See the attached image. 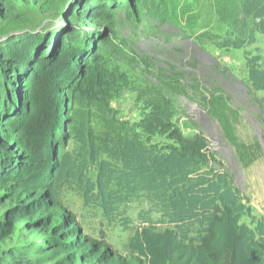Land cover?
Instances as JSON below:
<instances>
[{
    "label": "trees",
    "instance_id": "obj_1",
    "mask_svg": "<svg viewBox=\"0 0 264 264\" xmlns=\"http://www.w3.org/2000/svg\"><path fill=\"white\" fill-rule=\"evenodd\" d=\"M262 2L252 0L254 6ZM46 3L0 0V22L11 27L24 17L25 7ZM134 4L76 0L70 18L113 21L119 7L135 12ZM258 13L264 19V5ZM60 31L10 34L0 41V243L15 239L21 243L7 254L18 260L12 264L34 262L23 257L36 243L25 245L24 240L36 235L43 240L38 248L65 255L57 264H114L116 253L110 244L86 234L76 212L68 209V193L76 194L84 210L107 225L131 227L128 212L140 207L143 223L153 230L170 228L177 235L187 251L186 264H224L222 228L246 218L255 225V244L264 255V218L253 215L248 198L216 167L206 138L186 137L174 126V106L163 86L142 73L135 88L121 68L106 65L102 70L98 64L106 50H100L101 34L82 33L75 25L58 35ZM221 41L224 48H245L228 30ZM245 59L253 88L264 92L262 56L245 51ZM121 87L138 93L139 100L152 108L134 135L120 132L113 110L102 112L106 131H100L67 118L55 101L66 95L73 103L81 92L92 104ZM224 101L216 100L220 108L215 115L229 129ZM159 131L169 132L168 138L178 145L158 147L152 138L142 136Z\"/></svg>",
    "mask_w": 264,
    "mask_h": 264
},
{
    "label": "rangeland",
    "instance_id": "obj_2",
    "mask_svg": "<svg viewBox=\"0 0 264 264\" xmlns=\"http://www.w3.org/2000/svg\"><path fill=\"white\" fill-rule=\"evenodd\" d=\"M75 1L47 0L42 6L25 7V15L17 25L6 27L0 22V41L10 34L26 32L50 35L61 30L60 35L72 25L82 33L101 34L100 50L106 53L98 66L102 70L106 65L121 68L135 88L142 81V73L162 85L163 93L174 106V126L186 137L200 134L206 138L216 167L227 173L248 198L253 215L264 218V92L253 88L245 59V51L252 56L259 54L264 67V19L258 17L264 0L260 6H254L252 0H124L125 4L134 1L136 11L119 7L113 21L93 22L70 18ZM227 30L234 40L244 43L243 50L223 47L221 39ZM92 75L88 72L89 77ZM217 99L227 104L229 129L215 115L220 108L215 104ZM55 101L64 107L67 118L75 117L100 131H106L102 112L113 110L114 124L128 135H134V128L152 111L145 101L139 100L138 93L122 87L92 104L81 92L73 103L66 95L56 96ZM56 122L57 119L53 126ZM53 126L49 128L52 130ZM142 136L152 138V144L158 147L178 145L168 138L169 132ZM66 202L68 209L80 218L86 234L110 244L116 253L114 264H186L187 251L177 235L170 228L153 230L143 223L140 207L128 212L133 224L125 228L102 223L100 217L84 210L76 194L68 193ZM256 240L255 225L249 219L237 226L226 223L219 244L225 255L224 264H264ZM17 242L18 239L1 241L0 264L18 262L7 256L21 244ZM24 242L36 243L29 251L31 255L27 252L23 257L31 258L32 264H57L65 258L60 252L38 248L43 242L39 235Z\"/></svg>",
    "mask_w": 264,
    "mask_h": 264
}]
</instances>
